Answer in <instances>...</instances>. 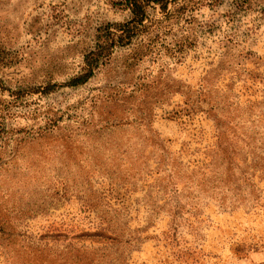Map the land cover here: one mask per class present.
I'll list each match as a JSON object with an SVG mask.
<instances>
[{
  "label": "rangeland",
  "instance_id": "rangeland-1",
  "mask_svg": "<svg viewBox=\"0 0 264 264\" xmlns=\"http://www.w3.org/2000/svg\"><path fill=\"white\" fill-rule=\"evenodd\" d=\"M120 0H0V264H264V0L152 4L82 84Z\"/></svg>",
  "mask_w": 264,
  "mask_h": 264
},
{
  "label": "trees",
  "instance_id": "trees-1",
  "mask_svg": "<svg viewBox=\"0 0 264 264\" xmlns=\"http://www.w3.org/2000/svg\"><path fill=\"white\" fill-rule=\"evenodd\" d=\"M160 4L161 9L167 6V0H120L118 4L122 8H126L131 13L130 20L123 23H110L105 28V33L98 35V38L105 37V39H98L96 51L91 52L92 55L86 57L87 68L85 72L69 81L70 85H78L88 80L92 74L93 69L99 65L104 59H108L111 55V50L116 46H127L133 40L132 37L146 27L147 22H151L148 9L152 8V4ZM0 88H4L3 81L0 78ZM9 102L0 96V134L4 131L3 119L5 117V103ZM10 103V102H9Z\"/></svg>",
  "mask_w": 264,
  "mask_h": 264
}]
</instances>
